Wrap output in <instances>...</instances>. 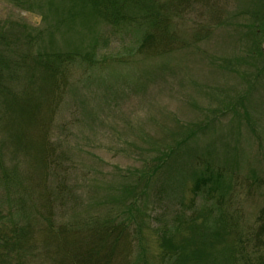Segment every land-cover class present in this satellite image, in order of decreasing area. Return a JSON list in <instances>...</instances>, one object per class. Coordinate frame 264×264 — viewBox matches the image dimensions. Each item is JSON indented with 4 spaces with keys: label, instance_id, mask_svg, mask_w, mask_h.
Wrapping results in <instances>:
<instances>
[{
    "label": "rangeland",
    "instance_id": "374dc122",
    "mask_svg": "<svg viewBox=\"0 0 264 264\" xmlns=\"http://www.w3.org/2000/svg\"><path fill=\"white\" fill-rule=\"evenodd\" d=\"M145 3L161 20L157 25H111L83 0H35L30 9L0 0L1 44L10 58L4 76L12 92L39 86V56L88 51L92 58L59 66L55 98L39 114L42 129L27 128L21 142H11L3 131L7 117L0 116V141L7 140L0 195L24 196L23 210L34 222L40 193L65 182L68 200L55 204L59 230L87 213L101 215L109 207L101 200L116 193L121 176L132 182L161 147L177 145L155 176L154 192L163 187L158 201L152 194L146 201L150 219L138 241L157 264L155 228L171 223L179 208L192 209L201 162L222 179L211 193L203 188L196 207L211 200L252 238L264 224V0ZM130 10L141 20L144 10ZM70 11L80 14L71 18ZM146 32L154 39L141 47ZM40 133L53 144L45 167L27 148ZM242 254L255 261L264 247L250 244Z\"/></svg>",
    "mask_w": 264,
    "mask_h": 264
},
{
    "label": "trees",
    "instance_id": "16d2710c",
    "mask_svg": "<svg viewBox=\"0 0 264 264\" xmlns=\"http://www.w3.org/2000/svg\"><path fill=\"white\" fill-rule=\"evenodd\" d=\"M7 1L30 9L35 0ZM83 1L85 9L89 7L96 17L99 16L111 25L122 23L131 26L132 22L136 25L143 22L157 25L160 20L145 0ZM135 7L140 11L138 14L144 10L140 14L141 20L130 10ZM259 13L261 11L256 15ZM69 14L73 18L80 13L70 11ZM4 35L0 28V44ZM153 39L152 33H144L141 47L149 45ZM80 55L84 59H92L88 51L51 52L45 58L38 55L42 64L39 86L36 88L34 84L25 87L21 95H18L11 91L4 76L5 68L10 64L9 48L0 45V116L7 117L3 126L7 139L11 135V142L16 139L21 142L19 139L24 136L27 128H43L44 119L39 114L42 109H49L55 98L59 66ZM191 135L192 132L187 137ZM48 140L46 133H40L30 139L27 145V148L30 145L34 147L30 149L31 158L44 167L52 160L50 151L53 144L48 145ZM6 144L7 140L0 141V164ZM176 147L168 144L161 147L159 154L144 163L132 182L121 176L116 193L101 200L100 204L109 206L101 215L96 211L87 213L85 217H80L81 220L58 227L59 230L55 229V218L58 216L55 214V204L68 200L64 197L65 182L49 187L44 194L40 193L42 211L34 216V222L23 210L24 196L12 199L0 195V264H150L143 243L138 242L143 236V226L150 219L149 214L145 213L146 201L151 194L156 201L159 200L158 192L163 185L154 192L159 180L155 176L168 165ZM200 166L203 169L195 172L192 179V209L188 211L184 207L179 208L180 214H176L171 223L155 228L159 249V254L155 256L157 264H264L263 254L255 261L250 260L248 254H242L250 244L264 247V224L259 227L255 238H252V234L240 232L234 220L229 219L228 214L211 200H205L196 207L197 197L203 193V188L211 193L222 179L210 164L201 162ZM2 179L0 177V183ZM39 220L44 224L35 223ZM137 248L140 251L134 255Z\"/></svg>",
    "mask_w": 264,
    "mask_h": 264
}]
</instances>
